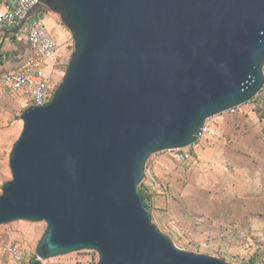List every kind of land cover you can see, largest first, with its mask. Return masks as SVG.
Returning a JSON list of instances; mask_svg holds the SVG:
<instances>
[{"label": "water", "instance_id": "1", "mask_svg": "<svg viewBox=\"0 0 264 264\" xmlns=\"http://www.w3.org/2000/svg\"><path fill=\"white\" fill-rule=\"evenodd\" d=\"M73 52L44 106L26 108L1 187L0 225H46L29 264L94 251L96 264H230L178 250L138 193L153 155L264 87V0H38Z\"/></svg>", "mask_w": 264, "mask_h": 264}, {"label": "crops", "instance_id": "2", "mask_svg": "<svg viewBox=\"0 0 264 264\" xmlns=\"http://www.w3.org/2000/svg\"><path fill=\"white\" fill-rule=\"evenodd\" d=\"M32 17L39 18L31 16L18 30L19 25L0 36V75L26 63L25 24ZM24 110L23 98L0 93V155L5 143L1 128L8 122L16 126L15 118ZM208 124L209 134L191 148L196 161L175 164L157 154L147 167L151 180L142 190L161 233L206 251H238L248 247V232L264 239V111L223 113Z\"/></svg>", "mask_w": 264, "mask_h": 264}, {"label": "rangeland", "instance_id": "3", "mask_svg": "<svg viewBox=\"0 0 264 264\" xmlns=\"http://www.w3.org/2000/svg\"><path fill=\"white\" fill-rule=\"evenodd\" d=\"M44 13L47 14L44 19V24L48 28L51 36L53 37L54 41L58 46V54L56 53L57 56L54 59L55 61H53L52 67L46 73V76L49 80V89L50 91L54 92L65 75L70 56L73 52V42L70 33L60 23L59 18L52 13ZM38 16L41 19L43 18L42 13H40ZM259 94L260 95H258L254 102H250L241 106L240 112L246 110V112L257 111L259 114L261 112L263 113L264 91H261ZM15 121L16 126L12 125V122H8L6 125H4L3 128H1V131H3L2 135L5 138V143L2 145L0 155V193L2 185L11 179L8 167V156L11 147L18 138L22 128L21 121L19 119H15ZM154 156L157 155H153L146 162L145 171L147 170L150 160ZM158 156H166L168 159L171 160V156L169 154L162 153L158 154ZM192 157L193 158L190 162L196 161L194 156ZM174 163L178 164L175 161ZM147 179L148 178L146 176L145 180H143V182L139 186H144V182H146ZM152 222L157 227V220L153 217ZM45 228L46 225L43 222L28 223L19 221L11 224L0 225V264H10L7 254H5V252L2 250L3 246L8 244H11L13 246H19L20 248H22L25 252V260L29 264L30 260H32V258H35V250L42 234L45 231ZM176 233V236L181 234L177 231ZM252 236V233L248 232V247L247 245L238 247V251H233V249L229 247L228 250L225 249L224 252L219 251L217 249L212 251H206L205 249H201L200 246L196 245L188 246L190 245V243H186L185 241L181 240H176L174 238V235L171 236L172 238H170V240L178 250L218 258L230 264H264V239H254ZM251 259L253 260V262H250ZM97 260L98 257L94 251H80L45 260L42 262V264H96Z\"/></svg>", "mask_w": 264, "mask_h": 264}, {"label": "built area", "instance_id": "4", "mask_svg": "<svg viewBox=\"0 0 264 264\" xmlns=\"http://www.w3.org/2000/svg\"><path fill=\"white\" fill-rule=\"evenodd\" d=\"M37 3L38 0H14L13 3L2 1L0 3V36L5 31L18 26L27 12L36 6ZM44 12L41 11L32 15L38 16L42 13V19L39 16V18L32 17L25 24L28 47L26 63L17 72L0 75V93L2 95H16L23 98L25 109L33 106H44L50 101L54 93L49 89V80L45 70L48 61L56 55L58 46L44 24V19L47 16ZM261 91H264V87ZM257 97L258 95L250 102H254ZM239 112L240 107H237L226 113L236 115ZM209 129L207 120L201 127L196 142L204 139L209 134ZM191 148L192 146L182 150L166 151L163 154H169L171 160L177 163H188L193 158ZM146 176L151 180L148 169L145 171L144 180ZM2 250L7 254L10 264H28L25 260V252L19 246L8 244L3 246Z\"/></svg>", "mask_w": 264, "mask_h": 264}, {"label": "trees", "instance_id": "5", "mask_svg": "<svg viewBox=\"0 0 264 264\" xmlns=\"http://www.w3.org/2000/svg\"><path fill=\"white\" fill-rule=\"evenodd\" d=\"M142 188H143L142 185L138 187V193H139L140 196L142 197V199H143V201H144V203H145V205H146V208H147V209L149 210V212H150V209H149V207H148V205H147V203H146V200L148 199V197L144 194ZM34 259H35V258H32V260H30V262L33 261ZM250 262H253V260L251 259Z\"/></svg>", "mask_w": 264, "mask_h": 264}]
</instances>
